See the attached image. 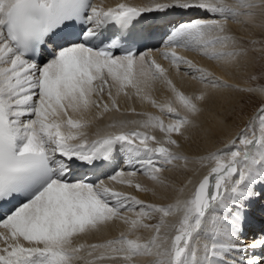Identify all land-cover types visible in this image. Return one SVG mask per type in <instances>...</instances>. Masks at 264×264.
Segmentation results:
<instances>
[{
	"label": "snow or ice",
	"instance_id": "obj_1",
	"mask_svg": "<svg viewBox=\"0 0 264 264\" xmlns=\"http://www.w3.org/2000/svg\"><path fill=\"white\" fill-rule=\"evenodd\" d=\"M257 6L255 0H170L105 9L92 0H0V264H136V256L154 257L149 264H264V251L257 255L264 230L252 243L241 238L253 206L264 213V101L222 147L197 157L207 171L185 198L146 203L88 175L122 153L123 165L108 179L152 191L133 178L139 173L165 185L164 169L176 167L174 161L187 167L188 157L167 145L180 147L172 134L184 136L194 126L212 92L264 96V86L232 85L175 51L236 64L248 49L229 33L228 21L241 23V15L252 13L240 8ZM170 10L197 13L171 29L162 52L178 74L184 65L183 75L201 85L191 92L133 47L138 18ZM156 82L170 93L162 103L151 96ZM121 94L150 103L159 115L140 113L146 119L120 122V131L88 141L86 114L101 104L119 111ZM141 127L158 128L163 140ZM171 215L174 222L166 220ZM116 220L127 225L116 237L76 243ZM141 228L150 232L146 239L136 235Z\"/></svg>",
	"mask_w": 264,
	"mask_h": 264
},
{
	"label": "bare ground",
	"instance_id": "obj_2",
	"mask_svg": "<svg viewBox=\"0 0 264 264\" xmlns=\"http://www.w3.org/2000/svg\"><path fill=\"white\" fill-rule=\"evenodd\" d=\"M118 1L119 0H95L94 2L100 4L103 8H105L106 5L108 6V3H113ZM134 1L140 2L142 4H152L154 2H158V3L170 2V0H134ZM226 2L229 4H235L236 0H226ZM255 2L258 4V6L255 8H251V9L240 8V11L242 13L251 12L252 15L251 16L241 15L239 17V20L246 27L250 28L251 32L256 31L264 34V5L260 4V0H255ZM196 15L197 14L192 15L189 18L186 17L184 19L181 18L174 19V21L170 22L171 27L173 28L178 23L184 22L190 18H195ZM228 31L231 33L234 32L233 29H230L229 27H228ZM166 40L167 39L165 38L161 45L156 47L154 50L147 51L145 53L149 54L152 57V59L156 61V63H159L165 69L168 70L169 78L173 80V82L177 85V87L181 88L186 92H191L200 88L201 85L198 82L193 81L190 77H185L183 75V71L185 67L184 65H181V71L178 74L175 68L172 67L170 61L163 57L162 52L165 48ZM175 51L179 56L186 57L192 60L195 64L207 68L210 72L214 73L216 76H220L224 80H227L232 85H239L241 88H257L258 86H264V84H260V83H245L243 80H239V78H237L233 73L235 70L238 69V67L236 69V66L234 65L222 64L218 61L209 59L208 57L203 56L196 51L187 50L185 48L177 47ZM128 91L131 93L132 90L128 89ZM239 93L241 92L235 91L234 89H220L214 91L212 92L208 102H206L202 106L203 108L202 112L195 118V124H197L195 133L199 136H201L202 134L205 135V139L203 140V150L196 152L194 149H191L189 146H187V144L183 142L182 144H180V147L178 148L174 145H167L168 147L171 148L173 152L182 154L188 157L189 160V163L186 168L184 167L183 161H174L176 167L166 168L161 173L162 177H164L166 180L167 179L170 180L172 184L177 183L176 187H173V189L171 188L172 191L171 190L167 191V190L169 187L173 185L168 184L169 186H166V185L154 184L148 177L139 173L133 178L134 181L144 185L149 189H152V191H147V192L137 191L133 186H129L127 184H121L109 180L108 176H104L99 180H104L105 184L110 188H113L117 191L128 192L132 195L137 196L138 199L144 200L146 203L165 204V203L174 202L175 199L177 198L187 197L191 193L192 188L194 184L197 182V180L207 171V165L199 161L197 157L206 154L210 150L219 148V146L215 144V140L212 137H222L225 134L223 138L225 141H228V139L233 134H235L234 132L236 129L232 126L231 122H228L229 121L228 118L230 112L229 110H231L232 106L236 103V98L239 95ZM251 93L257 95L259 98L264 100V96H262L260 92L255 91ZM169 95L170 93L168 92V90L159 82H156L153 85V88L151 89V96L155 100H157V102H161V103L164 102ZM103 101L108 102L110 105V101H108L107 95L103 97ZM117 104L119 107V111H117L116 108H112L111 106H109L107 110H103V104H101L100 109L93 107L89 111V113L86 114V119L90 121L88 127H93L94 125H104V123L110 121L111 123L106 125L105 127L107 128V130H116L120 128V122H129L134 120L139 121L146 119V116L140 115V113H153L159 115L158 110L156 108H153L150 103L141 102L135 96H132L129 99L128 96L121 94L119 97H117ZM222 104L226 105L227 108L223 109ZM130 108L135 109V111H129ZM97 113H101V114L97 115ZM163 119H165V117H163ZM112 124H116L117 127H109V125ZM136 126L137 125L132 123L124 124V127L126 128L127 127L136 128ZM139 129L144 130L149 134L156 136L157 139L163 140L164 138V133L160 132L158 128L152 129V128L141 127ZM172 136L173 139H176L177 141L179 140V142L182 141L180 138L181 136L175 134H172ZM121 155L122 158L117 163L116 169H119L123 165L124 162L123 154L121 153ZM126 170L127 169H125V171ZM174 171L177 173L180 171L184 173V177L181 178L178 176V181L181 183L172 180L173 179L172 177L175 176ZM189 180H191V183H188ZM181 189H183L182 192L180 191ZM123 214L129 216L130 218H134V214L131 212L125 211ZM176 219L177 217L175 215H171L166 218L168 222H174ZM153 222H155V220L145 221V223H153ZM263 223H264V213L260 212L258 205H254L253 210L250 212L248 216L245 226V228L252 230L250 234L251 236L248 237L246 242L252 243L254 236H259L261 234V231L264 230ZM126 228L127 225H125L122 221L120 220L113 221L109 223L107 226L103 227L100 231L87 233L86 238L88 240H86L85 242L90 244L116 237L120 232L125 231ZM0 231H4V229H0ZM164 231L165 228L162 227L161 232ZM136 235H141L139 236L141 239H146L150 235V232L147 229L141 228L137 230ZM77 240L76 243H80ZM2 246L3 243L0 242V247ZM262 251L264 250L258 249L257 255L261 254ZM134 260L136 261V264H149L150 261L154 260V257L136 256L134 257ZM110 264H120V261L110 262Z\"/></svg>",
	"mask_w": 264,
	"mask_h": 264
},
{
	"label": "rangeland",
	"instance_id": "obj_3",
	"mask_svg": "<svg viewBox=\"0 0 264 264\" xmlns=\"http://www.w3.org/2000/svg\"><path fill=\"white\" fill-rule=\"evenodd\" d=\"M228 27L230 29H233L234 31L232 33L231 32L229 33L232 36H234L238 41L241 42L242 47H245L248 49L247 54L244 56H241L238 62L234 64V66H236V69L238 67V69L233 72L234 75L237 78H239V80H243L245 83L264 84V34L256 32V31L251 32L250 28L246 27L243 23L238 24V23L233 22L232 20L228 21ZM252 42H255V43H252ZM253 76L256 77L255 80L251 79V77ZM262 101L264 100L259 98L257 95L253 93H250V92L239 93V95L236 98V103L232 106V109L230 108L231 110H229L230 112H229L228 122H231L232 126L236 129L234 133H236L240 128L244 127L248 119L256 112V110L258 109ZM222 105H223V109L227 108L226 105L224 104ZM165 121H167V117H165ZM196 127H197V124H194V126H190V128L188 127L185 132V135L180 137L182 141L179 142L178 140V143L182 144L183 142L187 144V146H189L191 149H194L196 152L197 151L199 152L200 150H203V140L205 139V135L204 134H202L201 136L197 135L195 133ZM224 136L212 137L214 138L215 144H217V146L220 147L224 145L225 142H227L224 140L223 138ZM174 173H175V176L172 177L173 179L172 178L171 179L175 182H179L178 176L181 178L184 177V173L181 171L178 172L180 174H178L175 171ZM162 178L165 180L166 186H169L170 184L173 185L169 187L167 191H170V190L172 191L173 187L177 186V183L172 184L170 180L168 179L166 180L164 177ZM138 236H141V235H138ZM86 240L88 239L86 238V234H85V236L81 235L77 241H79L80 243L82 242L86 243L85 242Z\"/></svg>",
	"mask_w": 264,
	"mask_h": 264
}]
</instances>
